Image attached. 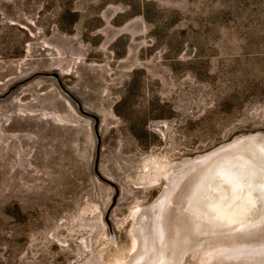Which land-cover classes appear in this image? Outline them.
Segmentation results:
<instances>
[{"label": "rangeland", "instance_id": "obj_1", "mask_svg": "<svg viewBox=\"0 0 264 264\" xmlns=\"http://www.w3.org/2000/svg\"><path fill=\"white\" fill-rule=\"evenodd\" d=\"M241 157L264 166V0H0V264H136L170 188L150 264H264L263 168L191 204Z\"/></svg>", "mask_w": 264, "mask_h": 264}, {"label": "bare ground", "instance_id": "obj_2", "mask_svg": "<svg viewBox=\"0 0 264 264\" xmlns=\"http://www.w3.org/2000/svg\"><path fill=\"white\" fill-rule=\"evenodd\" d=\"M256 138H257V136H256ZM256 138L250 137L247 140V142L241 141V142H239V144H241V146H242V145L248 143L249 146L246 145L247 148L245 150H247V152H255L254 156L260 162V161H262V159L257 156V152H261V150L256 147V144H255L257 141ZM260 141H261V139H260ZM235 146H238V144H235L231 147L226 146V147H223V148H221V149H219L213 153H210V154H207L205 156L196 158L195 160L191 161L188 164V166L190 167L191 171H193L192 169H195V168L200 167V166H202L203 168H206L207 166H209L213 162V160L215 158L217 159V157L219 158V156H221V155L227 154L232 150H236ZM233 148H235V149H233ZM238 148H241V147H238ZM248 149H249V151H248ZM230 156H233V155H230ZM262 168L264 169V166L262 167V166L256 165L253 162H251V160H247L245 157L237 158L234 163H226L224 161L216 163L215 165H213L212 167H209V169H207L205 175L202 178V182L199 185H196L195 188H193V195L191 197V204L193 205L192 207L194 209H196L198 207L202 208V210H204L208 214V216H210V217H214L215 213L224 214L225 212H227V209L231 205H233V203H235L239 198L242 197L244 187L247 184L251 185L252 183H254L255 182L254 179L259 177L260 174L263 173ZM186 169H188V168H186ZM217 174H219L223 178L224 183L228 189V196L230 199V204H227L224 206L215 203L211 198H209L207 196V191H208L209 186L211 185V181L213 180V178ZM178 178H179V175H178ZM171 193H172V191L170 188L153 206L154 210L157 209V211L155 213L158 214V216L156 218L157 219L156 228H155L153 234H151L149 239H148L150 242L151 248L148 252L146 249L147 253H145V251H144V253H140L141 258H139L137 260L136 264H150V262H151L150 258L153 256L152 253H155L156 258L159 259L160 255L158 252L159 251L158 248L160 245H162V247H164L165 241L167 239V236L165 234L167 225L165 223L166 218H165V212L164 211H166V209L168 207V203L170 201ZM251 194L252 193H249L247 196H244L245 198L242 197L244 199V201L250 200L252 197ZM150 221H151V219H150ZM227 253H228V251H227V248H225V247L221 246L217 250L215 248L213 251L208 252L204 256H202V259H201L202 264H213L215 259H218V260L219 259H226ZM175 258H176V256H175ZM178 262H180V261H178Z\"/></svg>", "mask_w": 264, "mask_h": 264}, {"label": "water", "instance_id": "obj_3", "mask_svg": "<svg viewBox=\"0 0 264 264\" xmlns=\"http://www.w3.org/2000/svg\"><path fill=\"white\" fill-rule=\"evenodd\" d=\"M54 77H56L57 79H59V76L57 74H52ZM60 85H61V82L59 81ZM62 86V85H61ZM80 110L82 113L88 115V116H91L95 119L96 123H95V131H96V134L98 136V140H99V144H98V148L100 147V142H101V139H100V135H99V132H98V127H99V118L96 117V116H93L91 114H88V113H85L83 111V109L80 107ZM98 162H99V152H98V155H97V159H96V163H95V170H96V173L100 176L99 172H98ZM116 198L117 196H115L114 198V201H116Z\"/></svg>", "mask_w": 264, "mask_h": 264}]
</instances>
